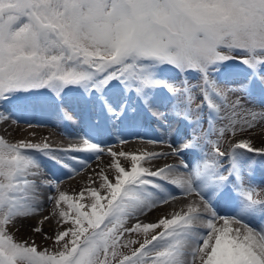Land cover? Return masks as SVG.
Masks as SVG:
<instances>
[{"label":"snow or ice","instance_id":"snow-or-ice-1","mask_svg":"<svg viewBox=\"0 0 264 264\" xmlns=\"http://www.w3.org/2000/svg\"><path fill=\"white\" fill-rule=\"evenodd\" d=\"M257 84L264 87V0H0V122L19 123L15 112L59 106L69 94L96 117L67 148L0 136V264H264V224L251 223L264 222V189L251 181L255 157L264 159V112L236 95ZM157 100L167 111L154 109ZM142 112L171 115L191 131L168 140L170 152L105 148V133L119 144L139 138ZM61 113L76 122L74 109ZM257 125L261 147L235 139ZM77 153L107 154L110 163L73 197L41 178L42 159L71 178L88 163ZM169 156L179 163L153 165ZM86 193L89 211L77 202ZM177 195L198 199L171 218L127 227ZM46 202L59 230H29L52 247L18 241L13 230Z\"/></svg>","mask_w":264,"mask_h":264},{"label":"bare ground","instance_id":"bare-ground-1","mask_svg":"<svg viewBox=\"0 0 264 264\" xmlns=\"http://www.w3.org/2000/svg\"><path fill=\"white\" fill-rule=\"evenodd\" d=\"M227 71V70H224ZM226 86H234L237 84H223ZM248 97L256 103L264 105V87L260 85H253L249 89ZM263 102V103H262ZM167 102L157 100L154 104L156 111H167ZM252 105V104H251ZM61 108L74 109L77 114L76 122H67L62 118ZM14 119H18L19 123H13L9 120L7 123L0 122V136L9 140L10 142H16L19 139L29 140L33 143L47 142L53 147L67 148L71 145H77L81 142V137L89 129L91 124L96 121L95 114L90 110V106L87 105L79 96L69 94L65 97L64 102L59 106L41 105L35 108H28L26 111L15 112ZM138 131L140 137L135 136L126 137L127 143L119 144L115 133L112 136H108L106 133L102 135V140H108L109 144L105 145V148L111 146L113 151H130L137 153L146 152H170V149L166 146V142L171 140L174 145L183 141L186 135L190 133L191 129L187 125L175 117L169 115L165 120H157L150 114L145 112L141 113L139 120ZM31 125V126H29ZM57 131V132H56ZM261 126L257 125V128L251 133H245L244 135H237L235 139H250L254 146L259 148L262 146L261 142ZM228 139L230 136L226 135ZM153 140L165 141L161 143H151ZM227 143H225V147ZM76 155L81 158H87L88 163L84 166L76 164L78 172L71 175L69 178L66 175V170H61L59 165L54 164L52 161L42 159L43 164V176L42 179H55L58 181L59 191L68 193L70 196L78 197L80 191L86 188L88 185V177H96V173L102 168L108 170L110 163V157L107 154H102L99 159L94 156L89 157L86 153H77ZM256 166L251 175V181L259 189H264V159L256 156ZM124 163V161H121ZM178 164L179 159L177 157H167L166 159H160L153 162L154 166H163L164 164ZM148 166V165H145ZM41 192L46 196L48 194L57 195L55 189L42 188ZM86 202H81L79 199L77 202L85 204L86 208L90 210V197L86 193ZM190 199H198L196 197H181L177 195L174 200H169L166 204H159L156 208L143 215L130 218L127 222V227H131L138 221L141 222H156L162 215H167L171 218L177 212L181 210L186 211V205ZM66 209V206L62 205ZM53 205L51 203L44 204V210L34 216L31 220L23 221L24 226L19 231L13 230V234L22 239H29L31 242L40 246L52 245V241L45 240L40 234L30 231V226H41L43 231L49 236H53L59 226L57 225V218L51 216ZM88 210V211H89ZM87 211V210H85ZM221 214H227L228 207L221 206L219 208ZM44 216H49V220L44 221L42 225L37 222L42 220ZM252 225L259 228L264 224L260 217H256L251 221ZM133 237V236H132ZM130 237H125L128 239ZM137 238V237H135ZM142 239V237H141ZM138 246V245H137ZM136 246V247H137ZM127 251V250H126Z\"/></svg>","mask_w":264,"mask_h":264},{"label":"rangeland","instance_id":"rangeland-1","mask_svg":"<svg viewBox=\"0 0 264 264\" xmlns=\"http://www.w3.org/2000/svg\"><path fill=\"white\" fill-rule=\"evenodd\" d=\"M225 70H227V69H225ZM222 87H225L224 85H222ZM226 87H230V86H226ZM231 87H238V85H234V86H231ZM236 95H240V96H243L244 97V102H245V104L247 105V107L248 108H250V109H253V110H255L256 112H258V113H260V112H264V105L263 104H261V103H256V102H253V104L251 105V102H250V97H248V94L247 95H245L244 93H240V92H237L236 93ZM205 119H207V110L205 111ZM204 127H205V129L207 128V123H205V125H204ZM57 132V131H56ZM213 139L215 138V137H212ZM227 136H226V141H227ZM81 202H86L87 201V199L86 198H82V199H79ZM83 210H89V209H87L86 207H85V209H83ZM15 236V238L18 240V241H21V242H23V241H28L29 243H31V241L29 240V239H22V238H19V237H17L16 235H14ZM133 236V237H132ZM125 237H129L127 234L125 235ZM135 237H137L136 235H135V233H133L131 236H130V238L131 239H137V238H135ZM134 247H136L137 245H133ZM44 247H48V248H51L52 247V245H45V246H40L39 248L40 249H43ZM127 249H125L124 251H126Z\"/></svg>","mask_w":264,"mask_h":264}]
</instances>
